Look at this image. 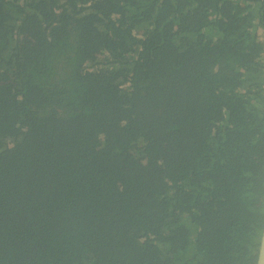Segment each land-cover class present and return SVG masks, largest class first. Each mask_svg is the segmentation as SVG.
I'll return each instance as SVG.
<instances>
[{"label":"trees","instance_id":"trees-1","mask_svg":"<svg viewBox=\"0 0 264 264\" xmlns=\"http://www.w3.org/2000/svg\"><path fill=\"white\" fill-rule=\"evenodd\" d=\"M264 0H0V264H256Z\"/></svg>","mask_w":264,"mask_h":264},{"label":"water","instance_id":"water-1","mask_svg":"<svg viewBox=\"0 0 264 264\" xmlns=\"http://www.w3.org/2000/svg\"><path fill=\"white\" fill-rule=\"evenodd\" d=\"M256 264H264V220H263L262 233L259 241Z\"/></svg>","mask_w":264,"mask_h":264}]
</instances>
